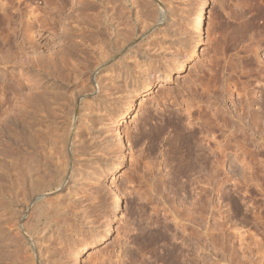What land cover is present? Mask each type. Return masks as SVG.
<instances>
[{
	"label": "rangeland",
	"instance_id": "1",
	"mask_svg": "<svg viewBox=\"0 0 264 264\" xmlns=\"http://www.w3.org/2000/svg\"><path fill=\"white\" fill-rule=\"evenodd\" d=\"M127 1L124 2L126 5L122 4L124 10L122 6L121 9L119 7L121 11L118 10L127 16L132 14L133 17L130 18L137 22L136 8L131 0ZM139 1L140 14L143 16H139L137 26L139 32L151 29V32L149 31L151 41L160 34L159 37L165 39L167 37L168 40L162 48L156 46V43L144 42L147 57L142 59L146 60L143 68L144 70L149 68L148 60H154L163 78L156 79V74L153 78H148L145 73L138 75L139 89L129 94L130 96L115 97L110 113L103 115V120L100 118L97 122L98 127L101 126L99 128L101 132L97 131L93 136L83 126L80 129L81 123L76 118L73 121L72 117L65 119L64 116L62 118L60 116L57 120L50 112H45V115L51 116L48 117V122L37 123L35 126L40 137L42 133L46 135L42 138L44 142L40 140L37 146L43 154L42 161L50 162L51 176L58 171L57 164L61 170L68 160L71 162L73 160V165L78 167L80 173L76 184H66L62 188L52 190L46 196L52 203L48 205L49 213H46L47 217L44 216V219L48 218L51 226L43 234L38 235L31 232L27 226L33 222L34 207L43 196L33 197L27 203L25 201L27 197H20L23 193L19 194L20 198L12 199L8 178L1 177L8 172V167L0 166V179L2 178L0 264H74V254L85 242L91 245L83 253L81 264H165L163 259L167 253H172L175 264H264V143L252 147L262 150V154L258 156L244 158L239 155L241 149L238 144L231 138L227 141L226 137H231V130L234 128L231 122L237 127L242 123L240 124L236 118L232 98H227L222 104L221 95L219 96L223 81L221 75L224 76V72L225 77L226 74L228 76L230 74L237 79L240 75L250 74L243 71H248L250 66L253 67L251 63H255L254 67L256 66L257 60L241 57H245L246 49L249 47L254 49L260 44L259 36L253 32L256 30H251L252 32L249 30V23L251 18H256L257 24L262 23L259 16L264 10V2L260 0L259 4L253 6L251 0H209L205 37L200 44V55L187 61L182 68L175 69L174 61L191 51L195 32L190 16L196 7V0ZM0 2L4 6L8 3L12 5L9 20L8 17L3 18V14L0 13L1 109L12 108L14 105L16 110L26 109L28 104L26 100L38 89L36 80L38 81L39 76L35 75L37 78L29 82L25 72L28 65L37 62L36 59L43 58L42 61L45 62L52 55L54 60L47 61L46 67L43 68L45 71H51L53 77L56 76L60 82L62 80L64 86L67 85L64 89L72 91L71 87L77 84L73 80L74 76L69 77L74 64L78 63L79 67L76 69L84 72L83 80H80L79 84L87 86L91 84L89 79L91 73L85 72L86 66L93 63L95 53L100 50L101 45L98 44L101 43L97 42L98 37L109 38L112 35L114 39L110 37V43H113V46L117 44V34H111L110 31L102 30L100 36L96 31H91L92 33H86L87 37H83L81 33L74 35L75 29L71 30L73 33L70 34L73 22L69 25L65 18L63 22L62 19H54L59 17L60 14L57 15L59 11L64 16L69 14L67 11H72L71 3L75 0H0ZM63 4L66 5L65 10ZM55 6L60 7L57 9ZM35 7L36 9L38 7L40 13L36 10V15L39 14L41 20L42 17L48 18L44 15L49 12V15L47 14L50 17L49 27H39L40 24L37 23L40 20L36 19L35 14L32 12L27 14V10ZM167 7L175 10V18L177 17L179 24L178 34L183 41L181 43L172 42L169 36L160 33L162 21H159L156 27L155 19L166 18L164 10ZM52 11L53 18L50 13ZM130 29L131 27L125 28V33ZM67 36L71 38L66 39ZM82 38L87 44H91L92 49L97 50L94 54L82 50ZM31 39L33 42L36 41V52L31 49L23 50L24 44L30 46ZM77 42L82 45H78ZM69 44L75 47L74 53L71 57H65L66 59L73 57L77 61L60 60L62 53L68 52L67 47L71 46ZM223 49L227 60H223ZM257 55L254 57L262 59L258 64L261 62L260 65L264 68L263 47L258 50ZM134 59L131 57L128 60L134 62L138 58ZM54 61L57 65L53 64ZM69 62L71 63L66 64ZM229 64L235 66L236 73L226 69L222 72ZM209 74H212L213 78ZM208 78L211 90H216L217 93L216 91L210 93L212 97H209L210 106L207 107L209 100L207 101L206 95L209 93L204 91L208 85ZM220 82L221 85H218ZM216 87H219V90ZM70 90L68 92L71 94ZM256 91L258 93L256 95H261L264 93V87L261 85ZM204 93L207 98L204 97ZM129 102L133 108L132 117L119 125L125 139L126 162L122 170L114 172L110 164L116 161L120 153V148L115 145L114 124L118 119L116 114L124 113ZM220 105L226 111L225 115L229 118L227 120H231L228 126L231 130L223 126V120L212 117ZM11 115L0 110V153L8 154L10 143L3 128L6 127ZM60 115H64V112ZM206 116L208 120H212H206ZM50 118L58 122L61 130L59 134L63 135V140L67 138L65 141L59 139L62 140L59 141V145L65 143L67 148L65 145L62 146L67 150L68 158H64L66 163L58 154V144L49 127ZM64 120L67 122L66 125ZM261 124L263 128L264 121ZM246 129L250 133L254 131H251V128ZM78 132L86 134L82 135L83 140L76 136ZM73 140L76 145H72ZM183 140H189V152L187 160L180 163L178 146ZM109 223L111 231L104 236ZM152 238L159 241L155 242L158 245H153L155 248L151 245L154 243Z\"/></svg>",
	"mask_w": 264,
	"mask_h": 264
},
{
	"label": "bare ground",
	"instance_id": "2",
	"mask_svg": "<svg viewBox=\"0 0 264 264\" xmlns=\"http://www.w3.org/2000/svg\"><path fill=\"white\" fill-rule=\"evenodd\" d=\"M72 1H74V0H72ZM131 1L136 8L135 10H136V13L138 15L136 18L137 22H136V20L131 19L133 17L132 14L127 16V14L126 13L124 14L123 11L120 12L122 4H125L126 2H128L127 0H75V2L71 3V5L73 4L72 11H67V12H69V14L67 13V15L64 16L63 13L58 10L59 13L57 12L58 13L57 15L60 14L59 17L58 16L54 17V19L55 18L56 19L59 18L58 20L62 19V22H63V19L65 18V20L68 22L67 24H69V25L71 24V22H73L74 25L72 24L71 27L68 25L67 28H68V30L70 28H72V29H70V31L75 29L74 35L81 33L84 37V36H86L87 32L92 33L91 31H96L99 35V33L102 30H105V32L110 31L111 34L112 33L117 34L116 36H118V37L116 40L118 42L116 41V43H117L116 46H113L112 45L113 43L112 44L110 43V37H112V35L109 38L108 37H100V38L98 37L97 42L101 43V44H98V46L101 45V46H99L100 50H98V51L92 49L90 47L91 44H87V42H86V40H84V38L81 39V42L83 41L82 42L83 43V46H82L83 49L82 50L84 52L88 51L89 53H92V54H94L95 51L98 52V53L96 52L95 56H94V61L96 60L95 62L93 61V63H90L89 65L85 64V65H87L86 66L87 70L85 73H91L90 78H89V79H91L90 80L91 86L90 85L87 86L86 84L85 85L83 84L84 86H86V87H84L83 85L79 84L83 80V73L84 72L80 71L81 69H78L79 71L76 69L77 67H79L77 65L78 63L74 64L73 68H71V73H70L71 75L69 77L74 76L75 79L73 77L72 78L74 81H76L77 84H75L71 87L72 91L70 89H68L71 91V94H70L67 89H64V88H66L67 85L64 86L65 83L63 84L62 80L60 82V80L56 79L57 78L56 76L53 77V74L51 73V71L50 72L45 71V69L43 68V67H46V64L48 63L47 61L54 60L52 58V55L47 61L45 60V62L42 61L43 58L42 59L38 58V59H36L37 62H35L31 66L28 65V70H26V72H25L29 82L37 78V77L35 78V75L39 76L38 81L36 80V82H38V86H37L38 91L36 90L34 92L35 94L30 95L28 97L26 102L29 105L27 104V106L25 107L26 109L16 110L14 108L15 105L14 106L12 105L13 106V107L11 106L12 108H10V107H8L6 109L0 108V110H2L4 113H8V115H11V113H14L13 115L10 116L8 122L6 123V127L3 128V132H6L8 134V141L10 144H8V148H9L8 154H7V152L0 153V166L4 167L6 165V167H8V172L7 173L3 172L4 174L2 176L1 175L0 176L1 177L5 176L8 178L7 181L10 184V191H11L12 199H15L16 197L18 198L19 194L23 193L24 196L22 194V195H20V197L21 196H22V198L27 197L26 198L27 200H25L27 203V201L29 199L31 200V198H33V197L43 196V198L34 207V220H33V222H31L27 226L31 232L37 233L38 235L43 234L48 229V227L51 226V224H49L48 218H45L47 220L44 219V216L47 217V215H46V213L48 211L47 207H48V205H50L52 203V202L50 203V201L48 199H46L47 198L46 196H48V194L56 188H62L64 185H66V184L68 185L70 183L76 184L75 182L77 180L78 174L80 173L78 170V167L76 168V166L73 165V160H72V162L70 160H68L66 163V159H64V158H68L67 150H66L67 148H66L65 143H63V144L65 145L66 149L64 147H62L64 145L61 146L62 143L59 145V141L61 142L63 140V135L59 134L60 133L59 131H61V130H59L60 128L58 127L59 126L58 122L55 121L54 118L57 119V117H60V116H61L60 118H62V116H64L65 119H67V117H72V120L76 118L81 123L80 129L83 126V128H85V130H87L88 133L93 136V134L96 133L97 131H99V128L101 127V126L98 127V124H97L99 119L100 118L102 119L103 115L106 116V114L110 113L113 101L116 100L115 97L116 96H118V97L119 96H128L129 94L136 92L139 89V86H140L139 77L140 76H138V75L145 73L148 76V78L149 77L153 78V76L156 74V79L161 80L163 78L162 74H159L160 68H158L157 64L155 65L154 60L153 61L148 60V62H149L148 67L149 68H146L144 70L143 67L145 66L146 60H142V59L147 57L146 56L147 50H145L143 45H144V42L148 41V42H151L152 44L156 43V46L159 45V48H162L163 46L165 47L164 44H166L168 42V40H166L167 37H166V39L164 37L161 38V37H159L161 34L159 36H157L158 35L157 34L156 35L157 37L154 38L153 41H151L150 38L152 36H150L151 34L149 35V31L151 29L150 30L144 29L146 31L141 30L142 32H139L137 26L139 25L138 21H140L139 16L141 15L140 14L141 10H140L139 4H138L140 1L139 0H131ZM208 1L209 0H196L195 1L196 7L194 9V12H192L191 16H190L191 24H192L194 32H195L194 33L195 37L192 39L191 51L189 53H187V55L184 56L183 58H180V59L175 60V61L173 60L175 62V64H174L175 69L182 68L186 64L187 61L192 60V59H194L200 55V44L204 40V37H205V19L207 16ZM259 2H260V0H251V5L259 4ZM261 2H264V0H261ZM75 5H77V7H75ZM260 5H262V4L260 3ZM62 6H64L63 8L65 10L66 5L63 4ZM256 6L258 7V5H256ZM55 7L57 8L58 6H55ZM59 7L57 9H59ZM119 7H120V9H119ZM37 9H38V7H37ZM37 9L35 7V9L27 10L26 12H27V14H28V12H30V13L32 12L33 15L35 14L36 19L38 21L40 20V22L35 21V22H38L37 25L40 24L39 27H42V26L49 27L48 26L49 22H50V21L48 22V19L50 18L48 16L49 12L47 11L48 15L46 13H45L46 15H44V16H47L48 18L44 19L42 17V20H41L39 14L36 15ZM122 9H123V6H122ZM11 10H12V5H10L9 3L5 6L2 3L0 4V13L3 14V16H4L3 18L8 17V20H9ZM262 10H263V7H262ZM164 11H165L164 16H166V18L161 19L159 17L158 18L155 17L156 18L155 19L156 27L158 26L157 24L159 23V21H162L163 26L160 28V33H163L165 36H169V38L171 39L172 42H180V43L183 42V41H181L182 39L178 34L179 33V27H178L179 24L176 20L177 17L175 18V10L171 9L170 7H167ZM262 12H261V16H259L263 20V21L261 20V22H262L261 24H257L258 22H256V18H251L250 23H249V25H250L249 30L250 31L256 30L253 32H256L257 35L259 36V39L258 38L257 39H258V42L260 44L257 45V47L254 49L252 47H249L248 49H246L245 55H244L246 58L241 57L243 59L248 58L249 60H254V61L257 60L256 66L254 67L255 63L254 64L251 63L253 67L250 66V68L248 67L249 68L248 71L247 70L243 71V73L249 72L250 74L240 75L237 77V79H234V77L230 76V74H229V76L226 74L227 77H225L226 72H224V71H226V70H230L231 73L237 72V69H235L234 65L230 66V64H229V66H227V67L222 66V67H224V69H223V71L221 70L222 72H224V76L221 75V77L223 78V81H222V86H220V87H222V88H220L221 94H219V96L221 95L220 102L222 101V104H223L227 98L228 99L232 98V101H233L234 107H235L236 118L238 119V122L240 124L242 123V125L241 126L239 125L237 127L236 125H233L234 123L231 122L232 126L234 127L231 130L230 129L231 127H228V126H230L229 121H231V120H227L229 118L226 117V115H225L226 111H225V109H223V106L221 107V105L219 106V108L215 109L216 111L212 115V117L213 116L216 117L217 120L218 119L223 120V123H222L223 126L226 128H229L232 131L231 137H226V139H227V141H229L228 140L229 138H231V140H235V143H237L239 148L241 149V151H240L241 153H239V155L241 154V156H244V158L245 157H255V156L262 154V152H261L262 150L260 151L258 148H252V147H257L258 145L264 143V127L263 128L261 127V125H262L261 123L264 121V93L261 95H256V94H258L256 91V88L261 87V85H262V87H264V83H262V82H264V68H263V66L261 67V65H260L261 62H260V64H258L259 61H261L262 59L259 57H254V56H258L257 55L258 50L261 47L264 48V12L263 13ZM50 13H52L51 17L53 18V15H54L53 11ZM128 13H130V12H128ZM61 15H63V16H61ZM55 16H56V13H55ZM130 16H132V17L130 18ZM150 17L151 16H149V18ZM151 19H152V17H151ZM8 20H7V22H8ZM55 21H54V23L57 22V21L56 22ZM145 25H147V24H145ZM53 26H55V25H53ZM65 26H66V22H65ZM129 27H131V29H130L131 32H130V30H128V33L127 32L125 33L124 29L125 28L128 29ZM145 28H146V26H145ZM149 28H151V27L149 26ZM154 29H152V30H154ZM26 32H27V30H26ZM72 33L73 32L71 31L70 34H72ZM109 33H108V35H109ZM70 34H68V35H70ZM101 34H102L101 36H103V33H101ZM74 35H73V37H74ZM104 35H106V34L104 33ZM7 36H8V34H7ZM78 36H80V35H78ZM255 36H256V34H255ZM71 37H72V35H71ZM71 37L67 36L66 39H69ZM6 38L7 37H5V40H6ZM8 39H10V37ZM32 39H31V42L29 40L30 46H28V44L27 45L24 44L23 50L26 51L27 49H29V50L31 49L33 51L35 50V52H36V50H37L36 41L33 42ZM70 42L71 41H69V43ZM8 43H10V41H8ZM77 44H78V42H77ZM69 45H71V44H69ZM72 45L70 47L66 46L68 52H65V54L62 53V55L60 56V60H65V61L68 60L69 61L70 58L66 59L65 56L71 57V55L74 53L73 51H74L75 47ZM78 45H82V44H78ZM147 47H148V45H147ZM21 51L22 50H20V52ZM61 51H64V50H61ZM223 51H224L222 53L223 60H227L225 57V54H226L225 49H223ZM59 53H61V52H59ZM255 53H256V55L253 56V54H255ZM39 55H38V57H39ZM86 57H87V59L89 58L88 56H86ZM131 57L135 58V59L138 58L141 60H138V59L135 60L134 59L135 61L131 62L130 60H128L129 58L131 59ZM72 59L76 60V58L74 59L73 57H72ZM72 59H70V61ZM71 62L66 63V64H70ZM50 64H51V62H50ZM53 64L57 65L55 61L53 62ZM151 66H152V68H150ZM167 66H169V65H167ZM36 67H38L39 69L36 70L35 69ZM34 69H35V71H34ZM63 69H65V68H63ZM63 69H62V71H63ZM150 69H152V72H150ZM211 70H213V69H211ZM211 75L209 74V76H211ZM62 76H64V75H62ZM209 79L210 78H208V80ZM209 82H210V80L207 83L208 85L205 84V86L207 85L206 86L207 88H205L206 90L203 89V91L205 90L204 91L205 93H209L208 95H206L204 93V97H206V96L208 97V98L206 97L207 101L209 100V97L211 96L210 93L211 92L213 93V91H216V90H213V91L211 90L212 87H210ZM217 84L221 85V82H220V84L219 83H217ZM78 85H79V87H78ZM217 90H219V87L217 88ZM27 93H29V92H27ZM216 93H217V91H216ZM68 94H70V95H68ZM235 94L237 97H235ZM219 96H218L217 100L219 99ZM119 98H121V97H119ZM203 103H205V102H203ZM208 104L209 105L206 104L207 107L210 106V100H209ZM206 105H205V107H206ZM205 107L203 110H205ZM255 107H257V108H255ZM210 108H212V106ZM220 110H222V111H220ZM206 111H207L206 113L208 114L209 112H208L207 108H206ZM209 111H211V110H209ZM45 112H48V113L50 112L51 116L54 117V118H50L49 127H50V130L52 129L51 131L56 138V142L58 144V150H57L58 154H60V156H62V158L65 160V163H66L65 167H63V169H61V170L58 169V164H57V170L58 171L56 170L57 172L53 176H51L52 166H51L50 162L48 160L42 161L41 156H43V154L39 149H37L39 141L40 140L43 141L42 138H45L46 135L44 133H42V136L40 137L39 134L35 130V128H36L35 126L37 123H41V124L47 123L48 117H51L49 114L45 115L46 114ZM63 112H64V115H60V113L63 114ZM233 112H232V114H233ZM132 114H133V108H132V105L130 104V102H129L126 110L124 111V113H121L120 115L116 114L118 119L115 120V124H114L115 125L114 127L116 129L115 130L116 133L114 132L116 134L115 145L120 148V153L118 154L116 161L114 163L112 162L110 164V168H112V170L114 172L122 170L124 168L125 162H126L125 139L123 138V135L121 133V129H120L119 125H120V123L125 122L129 118H131ZM234 116L235 115H233V118H234ZM207 117L208 116H206V118ZM209 118H210V115H209ZM233 118H232V121H233ZM57 120H59V119H57ZM206 120H208V118ZM210 120H212V119H210ZM210 120H208V121H210ZM68 121L70 123L71 119ZM66 123L67 122L65 121L64 124L66 125ZM207 124H208V122H207ZM246 128H251V131H253V130L254 131L250 133V131H248V129H246ZM256 128H257V130H256ZM63 131L65 134V130H63ZM99 132H101V131H99ZM48 133H50V132L48 131ZM76 134H77L76 136L79 137L81 140L83 134L81 132H78ZM115 134H114V136H115ZM85 135H83V136H85ZM94 137H92V138H94ZM59 139H62V140H59ZM65 140H63V141H65ZM82 140H83V138H82ZM188 141L183 140L182 143L179 144V146H178V152L180 153L179 156L175 155L176 153L174 154L175 156H178L180 158V160H179V161H181L180 163H183L188 158V152H189ZM83 143H85V142H83ZM87 143H88V141H87ZM72 145H76V142L74 140L72 141ZM176 149H174V150H176ZM4 151H5V149H4ZM225 151L226 150H224V153H225ZM78 155H80V153ZM1 156H3V157H1ZM69 162L71 163V167H70ZM188 167H190V165ZM189 172H190V170H189ZM50 200L52 201L51 198H50ZM117 201H118V196H116V202ZM25 208H27V207H25ZM188 214L190 215V213H188ZM43 219H44V221H43ZM189 219H191V217ZM40 225H43V226H40ZM61 227H59V231H61ZM110 231H111V223L108 224L104 236H106ZM149 240L152 241L151 238ZM157 240H159V238H157ZM146 241H147V243L149 242L147 238H146ZM153 241H154V239H153ZM155 242L159 243V241H154V243L151 245L152 246L154 244L158 245V243H155ZM90 245H91L90 243L85 242L84 245L74 254V264H81V258L83 256V253L87 250V248ZM149 246L150 245L148 243V247ZM153 247L155 248V246H153ZM153 247H151V249ZM173 259L174 258L172 256V253L171 254L167 253L164 255L163 262L165 264H175ZM47 262H49V260Z\"/></svg>",
	"mask_w": 264,
	"mask_h": 264
}]
</instances>
